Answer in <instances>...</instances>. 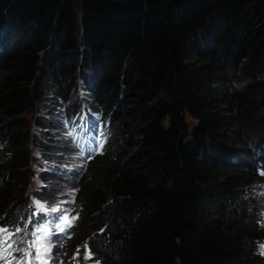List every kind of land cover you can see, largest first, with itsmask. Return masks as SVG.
Returning <instances> with one entry per match:
<instances>
[{
  "label": "trees",
  "instance_id": "obj_1",
  "mask_svg": "<svg viewBox=\"0 0 264 264\" xmlns=\"http://www.w3.org/2000/svg\"><path fill=\"white\" fill-rule=\"evenodd\" d=\"M78 62L91 89L124 83L135 102L154 103L125 165L111 144L119 110L98 105L108 130L75 158L68 188L40 195L77 219L71 264H264V139L238 128L242 102L264 117V0H0V116L16 118L31 94L40 103ZM0 147V227L23 226L36 157L7 131ZM50 149L39 158L54 159Z\"/></svg>",
  "mask_w": 264,
  "mask_h": 264
},
{
  "label": "rangeland",
  "instance_id": "obj_2",
  "mask_svg": "<svg viewBox=\"0 0 264 264\" xmlns=\"http://www.w3.org/2000/svg\"><path fill=\"white\" fill-rule=\"evenodd\" d=\"M74 8L77 12L78 7L75 6ZM6 45V43H2V46H5V48ZM9 49L10 50H8V47L5 49L7 52L3 49L4 54L8 55L11 53V45ZM47 50L48 46L44 51L38 54L40 57L39 60L43 58L44 53ZM41 66V64H39V66L37 64V69H41ZM2 73L3 68L0 70V75ZM55 73H57L56 70ZM64 75L65 77L63 76L61 79L56 78L60 90L59 87L55 86V83L53 84L50 82L51 85L47 91L48 93L43 96V100L40 103H34L35 99L31 94L24 102L29 104L33 100L31 106L22 104L23 107L20 108L22 110L19 115L17 114L15 116L16 118H6L3 115L0 116V138L2 137V134L7 131L9 136L20 138V144L25 143V145L30 148L32 155L36 157V160L30 164V173L28 174L29 177L27 179L28 188L26 190L28 196L32 193L34 194V201H37L38 195H43L46 190L59 189L63 183L62 180H58L57 177L51 176V174H49V169L51 166L56 174L61 175L63 173L62 164L57 163V161L66 158V155L64 154L65 150L54 148V145L65 143V140L59 135L57 127L53 125V120L56 116L57 110L62 107L64 99L70 100L75 97V94H77L78 91H82L85 99L90 102V104L92 103L93 105L103 106L110 114L113 113V115H115V110H119L118 115L114 116V135L111 144L115 141L119 142L116 151H118V154L122 157L120 162L122 165L130 163V161H132V159L140 152L144 138L142 130L146 123V119H144L146 115L145 112L151 109L154 103V101H146L143 104L135 102V99L130 98V94L127 91L128 86L124 83H116L118 84L117 86L114 84L109 88H104V84H101L99 89H91L97 85L95 79H93L94 83L92 86L87 84V81H89L90 78L92 79V75L90 72L83 73V70H81L79 66V62L76 64L74 71H71V75L67 76V73ZM259 80L264 83V70L260 73ZM241 83V85H243L244 82ZM23 96L24 95H22V97ZM148 98H151V96ZM216 98L217 101H220L221 104L225 105H227L231 99H234L233 94L232 96L220 95ZM261 101V104L264 107V98H261ZM242 103L239 105V115L241 114L243 118L239 122L238 128L248 127L252 131L259 133L264 139V117L259 121L251 119V115L247 112L249 106H245ZM63 107L64 109H67V105ZM184 123L188 127L194 125L196 121L186 114L184 115ZM162 124L167 126L168 120H164ZM48 132H51V135L48 134ZM127 134L129 135L128 140L125 141ZM123 141L125 142L123 143ZM47 145L50 146L51 152H58L57 154L60 155L58 159L47 161L43 158H39V154L45 151L44 146ZM235 145H237V143ZM4 150L3 147H0V155L3 154ZM22 150L25 152V149ZM45 159L49 158L45 157ZM51 164H53V166ZM3 169L4 166L0 165V179L2 178ZM84 176L86 179L88 174H85ZM20 177H23L24 182H26L25 175L21 174ZM86 183H88L87 179L84 183L82 182V186H86ZM52 199H54V197ZM82 202L83 196L78 197V205ZM84 214L85 213H83V215ZM85 225L90 226L87 223H85ZM43 246L44 249L46 247H50L51 249V246L48 243H45ZM44 249L43 254L49 257V251L45 252ZM74 250L78 249L75 248Z\"/></svg>",
  "mask_w": 264,
  "mask_h": 264
},
{
  "label": "snow or ice",
  "instance_id": "obj_3",
  "mask_svg": "<svg viewBox=\"0 0 264 264\" xmlns=\"http://www.w3.org/2000/svg\"><path fill=\"white\" fill-rule=\"evenodd\" d=\"M261 175H264V172L261 173ZM41 209L44 208V205H38ZM51 212H57L59 211V208H51L50 209ZM60 219V223H57L55 225L56 228L60 229V231H64L65 229L63 227H61V224H63L65 221H67L68 217L65 215V216H62L59 218ZM75 219V218H73ZM70 226V225H68ZM16 233H19L21 231V229L18 227L16 228ZM39 231H42L44 234H45V237L48 235V226L45 225L43 226V228L39 229ZM5 232H8V229L7 228H4V227H0V259H3V254L5 252L8 251L9 248L12 247V244L10 242V238L14 235V233H8V238H5L3 237V233ZM33 235H35V233H33ZM37 239H41V237H37ZM33 244H35V242H33ZM261 248L264 249V245H261ZM21 252H23L24 250H20ZM45 252H48L50 251V247H46L44 249ZM262 255H264V251L261 252ZM25 256H31V253H24ZM40 251L39 249H37V252H36V259H40ZM90 255V254H89ZM85 258H89V256H86ZM8 264H11V262L9 261ZM17 264H19V261L17 262ZM29 264H30V261H29ZM46 264V262H45Z\"/></svg>",
  "mask_w": 264,
  "mask_h": 264
},
{
  "label": "bare ground",
  "instance_id": "obj_4",
  "mask_svg": "<svg viewBox=\"0 0 264 264\" xmlns=\"http://www.w3.org/2000/svg\"><path fill=\"white\" fill-rule=\"evenodd\" d=\"M51 117V116H50ZM49 134L51 135V132H49ZM42 154V153H41ZM45 156V155H44Z\"/></svg>",
  "mask_w": 264,
  "mask_h": 264
}]
</instances>
